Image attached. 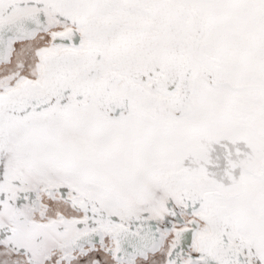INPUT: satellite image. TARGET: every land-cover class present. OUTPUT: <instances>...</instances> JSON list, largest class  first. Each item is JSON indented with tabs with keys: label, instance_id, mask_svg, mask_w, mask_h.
<instances>
[{
	"label": "snow or ice",
	"instance_id": "1",
	"mask_svg": "<svg viewBox=\"0 0 264 264\" xmlns=\"http://www.w3.org/2000/svg\"><path fill=\"white\" fill-rule=\"evenodd\" d=\"M0 264H264V0H0Z\"/></svg>",
	"mask_w": 264,
	"mask_h": 264
}]
</instances>
